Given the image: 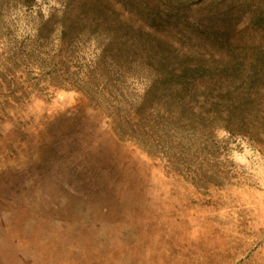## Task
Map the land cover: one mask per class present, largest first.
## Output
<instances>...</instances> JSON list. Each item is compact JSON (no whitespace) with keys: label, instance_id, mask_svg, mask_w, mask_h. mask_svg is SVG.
<instances>
[{"label":"rangeland","instance_id":"rangeland-1","mask_svg":"<svg viewBox=\"0 0 264 264\" xmlns=\"http://www.w3.org/2000/svg\"><path fill=\"white\" fill-rule=\"evenodd\" d=\"M68 1L0 0V264H264V0H85L134 43L119 53L126 39L113 40L119 59L148 64L160 44L204 65L194 111L220 143L219 171H204L218 180L200 183L203 171L172 173L103 106L49 83L44 50L6 68L32 19ZM100 32L68 56L80 79L108 42ZM121 72L126 96L145 94L149 71Z\"/></svg>","mask_w":264,"mask_h":264},{"label":"trees","instance_id":"trees-1","mask_svg":"<svg viewBox=\"0 0 264 264\" xmlns=\"http://www.w3.org/2000/svg\"><path fill=\"white\" fill-rule=\"evenodd\" d=\"M90 3L85 0L68 1L63 9L33 18L34 35L30 36V44L15 46L12 51L6 52V68L20 62H27L30 66L36 64L44 50L48 82L56 88L78 90L96 105L103 106L117 135L123 140L134 142L174 174L189 179V171H203L197 173L196 182L218 180L217 172H204L219 171L217 156L213 157L212 150L209 152L220 143L210 131L214 123L210 122L204 132L201 125L209 119L204 118L201 112H195L193 105L199 103L203 96L201 84L193 76L204 72V65L199 62L191 66L188 63L191 58L177 56L160 44H151L145 49V53L149 51L154 57L153 62L148 64L129 61V54V59H119L120 51L129 50L135 46L134 43L126 37L127 31L115 25L113 20L109 21L97 6L91 11L93 6ZM97 30L108 42L95 67H89L85 79H80L78 72H70L68 56L73 53V46L78 44V37L83 32ZM119 34V39L124 37L127 41H123L117 53L113 40ZM53 48L62 57L52 58ZM126 68L136 69L137 72L149 71L144 95L128 97L123 93L121 86L124 79L116 75ZM133 111L139 116L136 121L130 119ZM194 147L195 155L192 154Z\"/></svg>","mask_w":264,"mask_h":264}]
</instances>
